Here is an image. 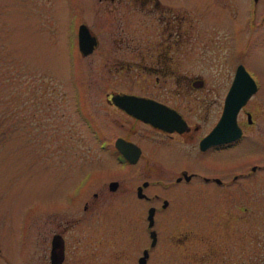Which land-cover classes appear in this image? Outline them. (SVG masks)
I'll return each instance as SVG.
<instances>
[{
	"label": "rangeland",
	"instance_id": "1",
	"mask_svg": "<svg viewBox=\"0 0 264 264\" xmlns=\"http://www.w3.org/2000/svg\"><path fill=\"white\" fill-rule=\"evenodd\" d=\"M205 1L214 8L196 7L197 0L182 1L189 4L195 23L189 62L179 64L204 81L203 89L191 92L188 106L190 121L205 114L200 131L216 119L220 94L236 63L254 74L257 92H264V0H256L253 7L252 0H203L200 4ZM102 8L101 0H0V264H48L49 238L57 231L65 242L63 264H134L138 250L119 249V236L111 227L125 220L144 221L148 202L136 198L135 184L157 177L166 182L182 167L224 173L247 171L250 161H264V147L250 145L245 138L231 149L198 158L177 149L178 140L162 137L107 103V91L135 90L146 76L138 78L135 68L117 72L112 65L118 63H108L129 53L113 51L108 45L110 22ZM250 8L254 28L247 26ZM80 18L97 33V47L86 54H80L76 45ZM245 106L255 109L257 123L252 129L260 132L259 140L264 142V95H254ZM121 134L143 146L145 160L117 161L112 140ZM160 141H169L171 147L153 154L152 145ZM110 179L117 181L112 191L107 189ZM156 181L143 187V192H156L172 205L157 218L162 235L170 227V233L180 231L183 219H189L183 217L185 210L192 209L188 213L192 220L216 226L219 220L231 221L229 231L237 239L222 252L226 264H246L247 253H261L264 169L241 177L228 189L205 188L199 181L163 188ZM82 187L83 195L69 205L70 196ZM92 191L97 193L96 202L82 211ZM214 204L220 205L217 210ZM204 205L216 213L195 214ZM103 225L108 228L102 234ZM244 231L252 234L251 240L240 238ZM138 235L143 246L146 236ZM101 251L110 254L106 257ZM157 251L151 250L147 264L159 261ZM176 260L181 261V255Z\"/></svg>",
	"mask_w": 264,
	"mask_h": 264
},
{
	"label": "flooded vegetation",
	"instance_id": "2",
	"mask_svg": "<svg viewBox=\"0 0 264 264\" xmlns=\"http://www.w3.org/2000/svg\"><path fill=\"white\" fill-rule=\"evenodd\" d=\"M101 1L103 2L102 9L105 13L104 18L108 19L110 22L108 24V28L110 29L108 32L112 37H109L108 45L113 49V51L122 50L121 52H123L127 50L126 52L129 53L128 55L123 53L121 57L117 56L112 60L109 59L108 63H118L117 65H112V68L116 69L117 72H120L123 69L132 70L135 68L138 78H143L146 76L142 84L139 85V87L135 90H125L119 88L117 90L111 89L107 91L105 97V101L107 103L115 106L119 111L123 112L134 120L152 127L162 137L166 139L173 138L175 141L178 140L176 141L179 145L177 149L181 148V151L192 152L198 158L213 152L231 149L236 143H238V141L244 138L248 141V144L250 142V145L257 144L260 146L261 144V146L264 147V142L259 140L258 135L260 134L258 133L260 132H255V129H252L257 123L255 109L245 106L247 101L254 95L262 96L264 95V92L261 94L257 92L258 82L254 74L250 70L246 69L244 65V68L247 70L253 81L254 89L250 92L245 102L238 108L236 112L235 122L239 128V134L236 137L226 141L211 143L203 147L200 145L201 139L214 126L221 115L225 94L231 84L235 68L237 64L241 62L236 63L234 67H232L224 90L220 94L219 112L216 119L207 129L200 131L204 122L205 114L203 113L201 116L199 114L200 117L190 121V108L188 106L193 91L203 89L204 81L202 77L196 75L190 76V74L187 73L185 69L183 70L179 66V64L184 65V63L189 62V48L191 45L190 35L192 30L191 26H194L195 23V19L190 16V11H188L189 4L187 2V5L185 6V3L182 2L184 0ZM197 1L201 2L203 0ZM252 1L253 4L251 3V7H253L256 0ZM200 2L194 3V5L204 10L205 5L209 6L208 10L214 8L211 7L212 4H210L209 1H205V3L202 2V5ZM212 3L214 4V2ZM119 9H123L124 11L118 13L117 10ZM248 15L249 17L247 20V26H253L254 28V15L251 8ZM81 23L85 24L86 28L90 32V35H92L94 39V44L91 48V50H93L97 47V33H95L93 29L84 22V20H81V18L78 20L76 25V45L77 28ZM124 25L125 27L127 25V28H125ZM235 25L237 26V24ZM235 25L230 31L231 34H233L236 30ZM115 93L132 94L135 97H140L139 100H141V102L138 104L132 103V105L135 107L140 106V109L142 110L147 109L148 107L152 109L154 108L153 110L158 112L157 114H159L160 119H166V117H168L169 119H167V121H169L171 124H174L175 122L176 126L170 130L163 129L141 119L140 117H137L133 113L127 112L124 108L118 106L111 100L112 94ZM127 106L129 107L131 105L128 103ZM196 106H199V108L201 107L200 103H196ZM180 120H182V124H179ZM118 137L132 143L133 145H127L122 149L117 148L114 142ZM159 143V145H152L151 150L153 154H161L162 151H166L169 147H171V143L169 141H160ZM162 144L166 146L162 147ZM181 145L185 148L180 147ZM189 145L192 146V150ZM112 146L116 154L115 158L118 162L133 164L140 158L142 160L146 159L144 152L145 149L143 146L125 134L116 135L112 140ZM131 146H134V149ZM133 150L136 152L135 155ZM133 155V160H130ZM156 159H158V157ZM247 166L249 167V170L247 171H230L224 173H211L209 171H187L186 168L182 167L178 174H173L168 177V179H165L166 182L160 181V177H157L159 179L153 178V180H149L148 178L141 180L140 183L134 185V193L138 200H145L148 202L145 205L142 214L144 221L125 220L120 221L116 227H111L115 229L114 231L119 236V249H137L138 253L135 255L134 264H147L149 253L152 249H157L158 256L161 255L159 257V261L153 264H226L222 252H227L230 250L231 248L227 247L226 245H228L232 239H237V236H231L232 233L229 231L231 228V221H229L228 218L226 220H219V224L216 226L206 224L203 220L197 221L190 219L191 216L188 213L192 211V209L185 210L187 213L183 214V217L189 219H183L182 229L177 233H170L169 230L173 228L170 227L168 229V233L166 232L167 235H162L160 228H158L157 218L159 213L171 208L172 205L170 204L168 198H159V194L156 192H152L151 194L143 192V187H146L157 180L156 182H158L163 188L171 186L173 183L199 181V184L205 188H211L212 186H215L219 189H228V186L234 185V183L237 182V180H239L241 177L247 175L252 176V173L258 170V168L264 169V161L254 162L252 160V162L250 161V164ZM111 180L114 179H110L109 181ZM114 189L109 190L112 191ZM83 190V187L79 188L75 191L73 196H70L71 198L69 205L74 203L77 198H80L83 195ZM96 197L97 193L92 191L90 196L86 197L83 201L81 210L83 211L94 206L93 203L96 202ZM155 199H158L159 201L157 200L155 202ZM219 206L220 205L214 204L216 210ZM199 207H201V210H199L200 208L198 211L195 210V214L199 213L200 211L203 212V214L207 213V215H214V213H216L215 209L213 210L206 208L205 205ZM149 208H152L150 224L149 219L147 218ZM195 208L197 209L198 207ZM210 217L212 216L209 215L208 218ZM171 218L173 217L171 216ZM166 223H171V221H167ZM194 223L197 224L195 225ZM93 227L99 228L97 224H94ZM107 228L108 225H103V228L99 230L103 234ZM141 232H143L146 236V242H144L145 244L143 246L139 244L138 239L140 236L138 235L136 237L137 233ZM107 233L109 232L107 231ZM247 233L248 231L241 233L240 238H242L244 235L245 239L250 238L251 240L252 234ZM53 234H59L62 239V257L59 264H63L65 259V242L60 231L53 232L50 235L48 247V264H51L49 250L51 247V238ZM115 234H113V236ZM94 239L99 242V237H94ZM221 243H223V246ZM259 250L261 251L260 254H256L254 251L247 253V255L245 254V258L247 257L249 260V262L246 264H264V245ZM259 250L257 248V251ZM109 254V251H101V255H106V257H108ZM179 255H181V261L176 260V257ZM172 257L175 259H172ZM139 259H142L141 263H139ZM228 259L229 258H227V261Z\"/></svg>",
	"mask_w": 264,
	"mask_h": 264
},
{
	"label": "water",
	"instance_id": "3",
	"mask_svg": "<svg viewBox=\"0 0 264 264\" xmlns=\"http://www.w3.org/2000/svg\"><path fill=\"white\" fill-rule=\"evenodd\" d=\"M94 44V39L90 32L86 28L85 24H79L77 28V45L81 54H86L89 52ZM254 89L253 81L250 75L247 73L244 66L239 63L235 68V72L231 81V84L225 94L223 108L221 115L218 121L214 126L209 130V132L201 139L200 145L206 146L211 143H218L226 141L236 137L239 134V128L235 122V115L238 108L245 102L250 92ZM140 97H135L132 94L125 93H115L112 94L111 100L118 106L124 108L127 112L133 113L137 117H140L143 120L150 122L153 125H157L163 129H172L176 126L169 123L166 119H160L158 112L154 111L152 108L140 109V106L135 107L133 104H138L141 102ZM127 101V102H126ZM131 106H127V104ZM145 108V107H144ZM179 124H182L180 120ZM177 128V127H176ZM180 128V127H179ZM117 148H124L127 145H133L132 143L125 141L124 139L118 137L114 142ZM132 147V146H131ZM134 149V146L132 147ZM134 155L136 152H134ZM133 157L130 160H133ZM117 181L111 180L108 183L109 189H114L116 187ZM152 208L148 209L147 217L149 223L151 221V211ZM62 257V239L59 234H53L51 238V247L49 250V258L51 264H59ZM142 262V259H139V263Z\"/></svg>",
	"mask_w": 264,
	"mask_h": 264
}]
</instances>
